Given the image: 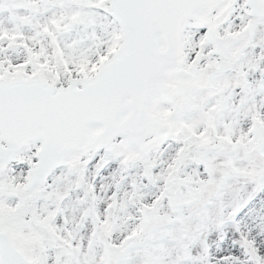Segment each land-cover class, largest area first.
<instances>
[{"label":"snow or ice","instance_id":"obj_1","mask_svg":"<svg viewBox=\"0 0 264 264\" xmlns=\"http://www.w3.org/2000/svg\"><path fill=\"white\" fill-rule=\"evenodd\" d=\"M0 264H264V0H0Z\"/></svg>","mask_w":264,"mask_h":264}]
</instances>
